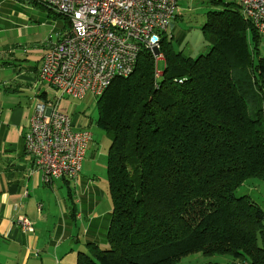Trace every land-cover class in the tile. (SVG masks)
<instances>
[{
	"label": "trees",
	"instance_id": "obj_1",
	"mask_svg": "<svg viewBox=\"0 0 264 264\" xmlns=\"http://www.w3.org/2000/svg\"><path fill=\"white\" fill-rule=\"evenodd\" d=\"M209 4L222 8L205 14V55L186 57L163 37L162 74L143 50L95 100L96 126L111 137L109 248L86 244L75 264H179L194 254L264 264V212L235 196L264 181L262 36L235 1Z\"/></svg>",
	"mask_w": 264,
	"mask_h": 264
},
{
	"label": "built area",
	"instance_id": "obj_2",
	"mask_svg": "<svg viewBox=\"0 0 264 264\" xmlns=\"http://www.w3.org/2000/svg\"><path fill=\"white\" fill-rule=\"evenodd\" d=\"M28 1L49 7L66 21L68 30L42 57L38 81L54 98L33 103L23 136L24 154L43 183L76 182L92 136L87 129L74 127L59 111V104L65 98L81 102L98 99L114 79L132 73L143 50L152 54L155 66L163 60L161 39L177 17L179 0ZM236 1L241 17L263 37L264 0ZM159 75L156 72V77ZM15 224L21 232L33 233L27 217L18 216Z\"/></svg>",
	"mask_w": 264,
	"mask_h": 264
},
{
	"label": "crops",
	"instance_id": "obj_3",
	"mask_svg": "<svg viewBox=\"0 0 264 264\" xmlns=\"http://www.w3.org/2000/svg\"><path fill=\"white\" fill-rule=\"evenodd\" d=\"M8 1L0 0V10ZM3 21L5 25L7 20ZM13 31L0 30V264H75L76 254L86 252V244L108 245L111 204L106 183L99 184L92 170L82 175L81 169L76 182L45 185L41 174L32 171L23 136L33 103L53 101L54 95L49 98L39 83L38 71L55 43L37 49L26 42L18 45ZM72 123L87 127L76 118ZM18 216L32 223V234L21 232L15 224Z\"/></svg>",
	"mask_w": 264,
	"mask_h": 264
},
{
	"label": "rangeland",
	"instance_id": "obj_4",
	"mask_svg": "<svg viewBox=\"0 0 264 264\" xmlns=\"http://www.w3.org/2000/svg\"><path fill=\"white\" fill-rule=\"evenodd\" d=\"M222 3L236 0H221ZM187 8L189 11H187ZM210 6L209 0H179V11L177 17L170 22L166 32V41L175 52H181L184 56L197 58L205 55L209 46L204 42L202 27L205 23V14L208 11L221 9ZM0 20H7L6 24L0 23V30L4 27L13 29L12 35L17 39L18 45L28 43L30 48H45L56 43L62 32L68 30L66 21L51 11L49 7L35 6L31 3L9 0L0 10ZM259 52L264 55V36L259 45ZM165 63L159 60L156 72L162 74ZM49 98L53 97L51 91ZM95 100L78 101L65 98L59 111L72 120L78 119L87 125L92 136V141L87 147L85 160L82 167V175L92 170L95 180L99 184L106 183V153L111 143V137L103 133L97 126V111ZM82 128V127H77ZM107 184L104 191L107 192ZM235 196H247L264 212V181L251 180L235 192ZM264 225V223H263ZM106 245L101 250H107ZM229 256H202L194 254L183 259L179 264H237Z\"/></svg>",
	"mask_w": 264,
	"mask_h": 264
},
{
	"label": "clouds",
	"instance_id": "obj_5",
	"mask_svg": "<svg viewBox=\"0 0 264 264\" xmlns=\"http://www.w3.org/2000/svg\"><path fill=\"white\" fill-rule=\"evenodd\" d=\"M239 263V262H238Z\"/></svg>",
	"mask_w": 264,
	"mask_h": 264
}]
</instances>
